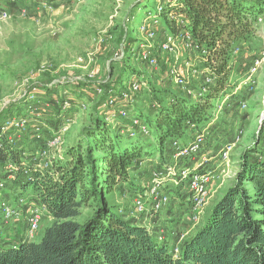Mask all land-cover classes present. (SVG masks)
I'll return each instance as SVG.
<instances>
[{"label": "rangeland", "instance_id": "rangeland-1", "mask_svg": "<svg viewBox=\"0 0 264 264\" xmlns=\"http://www.w3.org/2000/svg\"><path fill=\"white\" fill-rule=\"evenodd\" d=\"M55 1L39 0L35 4L18 0L7 6L9 16L0 18V131L11 142L24 147L28 160H40L42 169L49 168L53 161L61 159L69 148L76 146L81 131L93 126L96 118L108 124L114 138L121 137L124 143H143L151 147L150 153H153L156 141L150 124L156 115L157 102L167 103L169 94L195 100L206 85L208 73L204 71L196 49H188L182 37H171L164 23L154 17L163 0L143 3L142 0H61L59 4ZM45 2L52 7H42ZM147 3L150 8L146 10ZM259 17L263 22L257 25L255 38L241 43L240 51L232 57L228 85L223 92L212 96L216 100L215 106L230 91L237 92L241 101L234 107L231 104L228 111L224 109L217 113L215 109L211 110L209 120L198 132L206 135L201 152L208 160L204 171L213 176L201 211L194 212L186 182L179 185L166 182L164 192L170 202L159 212L152 210L151 201L144 214L138 213L134 206L137 195L152 188L155 173L164 167H194L200 161L199 156L175 160L165 155L162 159L155 152L134 166L128 182L121 183L113 193L105 196L117 215L149 228L160 242L169 245L175 255L182 253L184 245L207 223L216 203L235 184L243 155L253 149H257L260 155L264 153V121L261 122L259 103L263 81L258 78V89L254 92L243 84L250 62L264 47V9ZM144 24L156 29L155 39L141 33L140 27ZM170 38L175 45L173 52L162 49ZM143 53L155 58L157 63L152 65L144 61L141 58ZM172 67H176L185 78V92L170 76ZM134 83L140 86L138 92L131 93L134 102L121 99L120 90L131 91ZM214 83L213 78L211 85L216 87ZM47 86L55 92L48 93ZM100 88H103V94L110 90L117 100L121 99L117 106L120 107V103L122 107L131 106H126L129 118L111 117L114 112L105 104L106 95L98 94ZM33 90L36 97L31 102L27 95ZM64 101H68L70 107L63 110L61 104ZM242 103L248 104L247 110L242 108ZM17 117L29 119L30 127L26 131L9 130L8 122ZM135 118L147 127L148 134L133 124ZM37 124L43 127V141L33 138ZM64 129L67 131L63 132ZM132 132L135 136H131ZM58 135H62L63 144L42 158L38 153ZM195 135L197 133L193 132L190 139L193 140ZM227 144L235 147L229 160L224 161L219 152ZM36 164L39 165V161ZM13 180L12 170L0 174V184L4 185L0 188V202L14 203L23 197L27 205L21 219L8 223L0 212V232L5 239L16 240L9 245L18 246L22 236L23 240L33 239L28 237L26 229L28 208L41 206L30 205L32 191L20 195L22 190L14 187ZM41 210L40 226L34 233L35 243H40L45 234L42 222L47 225L55 222L42 207ZM92 214V208L84 207L77 221L84 223ZM20 227L22 235L18 230Z\"/></svg>", "mask_w": 264, "mask_h": 264}, {"label": "trees", "instance_id": "trees-1", "mask_svg": "<svg viewBox=\"0 0 264 264\" xmlns=\"http://www.w3.org/2000/svg\"><path fill=\"white\" fill-rule=\"evenodd\" d=\"M146 1L151 0L142 3ZM263 4L264 0H163L158 6L154 17L171 37L192 39L216 87L211 85L195 100L169 94L167 103L157 102L150 124L156 141L153 153L143 143L114 138L108 124L96 118L93 126L81 131L76 146L42 169L27 159L22 145L0 131V174L12 166L20 195L31 190L35 202L55 220L40 243L22 239L11 246L0 232V264H264V153L257 149L243 155L235 184L180 255L149 228L117 215L105 199L129 181L130 171L143 159L155 152L162 159L173 155L175 141L187 143L193 132H201L216 108L212 96L230 81L235 50L256 36ZM241 99L234 96L233 107ZM84 207L92 208L93 214L80 223L77 218Z\"/></svg>", "mask_w": 264, "mask_h": 264}, {"label": "built area", "instance_id": "built-area-1", "mask_svg": "<svg viewBox=\"0 0 264 264\" xmlns=\"http://www.w3.org/2000/svg\"><path fill=\"white\" fill-rule=\"evenodd\" d=\"M18 0H0V18L6 19L9 16V12L7 9V6L9 4H16ZM35 4H38L39 0H29ZM61 0H56L55 3L59 4ZM50 5V6H49ZM42 7H52V4L49 3H42ZM160 12V11H159ZM263 22V19L261 17H258L256 20V25H259ZM141 33L146 35L149 39H155L156 37V29L154 27H150L146 24L142 25L140 27ZM258 33V32H257ZM185 44L188 49H197L195 44L193 43L192 39L187 36L185 38ZM175 45L172 43V38L169 39L168 44H163L162 49L168 52L174 51ZM240 48L235 50V53L239 52ZM204 56L208 55V52H203ZM144 61L149 62L152 65H155L157 63V60L150 56L147 53H143L141 57ZM208 76L206 77V81L204 87L201 89L200 93H205L208 88L213 83V74L210 71V69H207ZM170 76L174 80L175 84L178 86H181L183 88V91L185 92L187 83L185 81V78L182 76V74L179 72V70L176 67H172L170 71ZM211 76V77H209ZM261 77L263 84L260 88V96L261 99L259 101L261 107H262V113H261V122L264 121V47L260 50L257 56H255L252 61L250 62V65L248 66L247 73H246V79L243 82L245 86H248L251 92L257 91L258 89V78ZM242 86V85H240ZM140 86L136 83L132 84V90L129 91L128 89H121L119 92V96L121 99L128 101L130 103H133L134 101L131 99V93L135 91H139ZM239 88H237L238 90ZM36 91V89L34 88ZM33 90L32 94L29 93L27 95V98L33 102L35 100V91ZM98 94L106 95V105L110 107V109L114 112L111 117L114 118H129L128 110L125 107H119L117 106V99L116 96L109 90L107 94H103V88L97 89ZM189 94H191V91H189ZM237 92H227L215 108V111L217 113H220L223 111L227 106H230L233 100V97L236 96ZM240 102V101H239ZM70 107V103L68 101H64L61 104V108L68 109ZM83 107H85L83 105ZM242 108L245 110L248 109V104L242 103ZM133 124L140 129V131L144 134H148L149 131L145 125H142L139 118H135L133 120ZM9 130H20V131H26L30 127V121L29 119L25 117H17L14 119H10V121L7 124ZM42 125H35L34 126V139L37 141H43V127ZM3 130V129H2ZM67 130L64 129L63 132H66ZM131 136H135V133H131ZM205 141H206V135L204 132L197 133L193 140L183 143L181 141H175L173 144L174 147V154L172 155L173 159H188L190 157H200V161L196 164V166L191 167L187 166L184 168H178V167H164L154 175L153 179V186L150 190L145 192L143 195L138 194L134 206L138 213L144 214L147 212V204L149 201L152 202L153 207L152 210L154 212H159L162 208L166 207L169 202L170 198L169 196L164 192V187L166 186V182L172 181L176 185H179L181 182H186L188 184L189 191L191 193V201H192V207L194 212L197 214L201 211L205 204V198L209 189V186L211 185L213 181V176L210 172H205L204 167L206 166V163L208 160L201 155V152L203 151V148L205 147ZM63 144L62 135L55 136L53 139H51L43 150H41L38 154L42 158L47 156L48 152L52 149L59 148L60 145ZM234 144H227L225 147L219 152V156L224 160L228 161L233 150H234ZM39 159V158H38ZM34 162L39 161V168L40 166V160H37V158H33ZM42 161V160H41ZM8 170H13V167L10 166ZM4 187L3 183L0 184V188L2 189ZM27 205V200L23 197H20L16 200L14 203H8L5 201L0 202V212L1 216L3 217L4 221L8 223L9 221H15L19 220L23 216V208ZM42 210L39 206H31L27 210V234L28 237L31 236L33 238L34 233L38 230L41 222L42 217ZM30 238V237H29Z\"/></svg>", "mask_w": 264, "mask_h": 264}, {"label": "crops", "instance_id": "crops-1", "mask_svg": "<svg viewBox=\"0 0 264 264\" xmlns=\"http://www.w3.org/2000/svg\"><path fill=\"white\" fill-rule=\"evenodd\" d=\"M206 70H207V68L204 69L205 72H207ZM183 92H184V91H183ZM191 99H192V98H191ZM169 100H170V99H169ZM120 101H121V99L118 98L117 102H120ZM126 106L131 107V106L128 105V104L125 105V106H123V107L126 108ZM120 107H122L121 103H120ZM168 156L173 157L172 155H168ZM29 204H30V205H36L37 203L35 202V198H32L31 201L29 202ZM43 222H44V221H43ZM43 222H42V225L45 226L46 229H47L48 227L52 226V224H51V225H47L46 223H43ZM27 227H28V226H27ZM26 229H27V228H26ZM18 230H20V233H21V235H22V230H23V229L20 227V229H18ZM25 231H26V230H25ZM20 233H19V234H20ZM35 235H36V234H35ZM22 237H23V236H22ZM22 237H20V240H22ZM39 237H40V234H39ZM34 239H35V236H33V239H32L30 242H34ZM5 240H6L7 242H10V243L13 242V241H16L15 239H11V238H8V239H5ZM20 240H19V241H20Z\"/></svg>", "mask_w": 264, "mask_h": 264}]
</instances>
